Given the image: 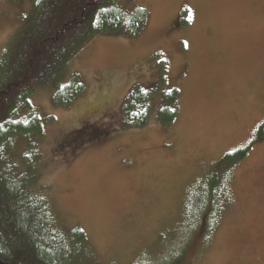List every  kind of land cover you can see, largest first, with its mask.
<instances>
[{
	"label": "rangeland",
	"instance_id": "rangeland-1",
	"mask_svg": "<svg viewBox=\"0 0 264 264\" xmlns=\"http://www.w3.org/2000/svg\"><path fill=\"white\" fill-rule=\"evenodd\" d=\"M118 2L149 11L142 35L83 47L58 86L77 76L84 91L66 107L54 105L58 86L36 91L44 134L19 136L14 153L36 166L61 229L84 231L79 264H264V0ZM30 7L0 0V58ZM159 72L180 92L172 125L74 148L79 130L115 119ZM244 148L223 205V161Z\"/></svg>",
	"mask_w": 264,
	"mask_h": 264
},
{
	"label": "trees",
	"instance_id": "trees-1",
	"mask_svg": "<svg viewBox=\"0 0 264 264\" xmlns=\"http://www.w3.org/2000/svg\"><path fill=\"white\" fill-rule=\"evenodd\" d=\"M30 3L24 23L0 58V264H79L77 253L87 242L84 231L79 227L61 229L47 187L39 184L36 166L29 155L14 153L15 142L19 136L44 134L29 102L36 91L58 86L68 62L96 36L140 37L150 13L138 5L124 7L118 0ZM83 91L82 81L74 76L71 84L57 87L54 105L69 106ZM179 113V89L159 72L152 84L137 83L131 88L115 119L101 127L96 124L90 135L88 127L79 130L81 142L74 148L79 151L103 143L119 130L147 128L152 121L168 127ZM258 140L264 141V125L259 128ZM249 150L240 149L223 161L222 190L214 195L220 196L223 205L227 203L229 170Z\"/></svg>",
	"mask_w": 264,
	"mask_h": 264
},
{
	"label": "snow or ice",
	"instance_id": "snow-or-ice-1",
	"mask_svg": "<svg viewBox=\"0 0 264 264\" xmlns=\"http://www.w3.org/2000/svg\"><path fill=\"white\" fill-rule=\"evenodd\" d=\"M189 19H190V17H189ZM185 46H187V45H185Z\"/></svg>",
	"mask_w": 264,
	"mask_h": 264
}]
</instances>
